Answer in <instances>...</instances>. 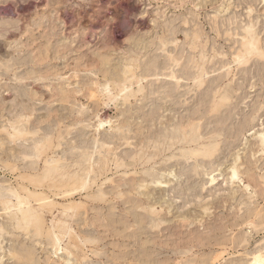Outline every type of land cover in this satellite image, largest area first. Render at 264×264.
<instances>
[{
    "label": "rangeland",
    "instance_id": "obj_1",
    "mask_svg": "<svg viewBox=\"0 0 264 264\" xmlns=\"http://www.w3.org/2000/svg\"><path fill=\"white\" fill-rule=\"evenodd\" d=\"M220 1L0 0V61L8 63L7 67L11 70L9 75L0 77L2 86L0 89V136L6 134L3 128L9 119L14 118L13 105L17 103L14 96L16 90L11 89L10 93L8 83L15 81L16 77L32 80L37 74H41V71H43L42 75L47 72L49 74L46 73L45 77L48 78L43 81L45 83L35 84V82L27 81L30 85L26 86V89L34 94V101L45 104L43 109L36 112L37 114L46 112L50 114L49 110L55 108L51 111V115L55 116L59 113L56 111L58 108L60 109L58 111L64 109L66 113L67 109L73 108V115L76 114L78 117L77 113L80 109L89 110L87 119L82 123H85L88 132L75 138L80 144L85 140L90 141V150H92L94 139L98 137L95 128L100 118H112L115 126L123 125L129 120L126 124L133 123L128 132L130 137L125 142L129 140L131 142L129 141L127 145L121 140L118 143V145L121 144V148L115 149L116 152L122 154L124 162L130 163L134 157L142 156L147 149L145 157L151 161L148 160L149 163L145 166L139 165L137 169L140 171L152 169V173L161 180H170L168 185L166 184L169 187L165 189L152 184L151 180L145 181L144 183L149 186L142 189L135 183L125 182L126 179L123 180L122 177L125 173L122 170L120 171L122 174L120 172L110 174L112 180L103 184L105 192H64L66 193L64 197L58 196V199H54V192H44L53 201L61 203L57 207H64L72 201L78 203L79 205L70 211L74 212L72 218L63 216L56 208L49 211L44 205L34 202V206L41 209L43 215L37 220L13 224L10 212L16 211V199H9L10 209L0 202L2 246L0 259H3L4 264H66L67 260L69 264H177L180 259L184 261L183 263L188 261L189 264H211V258L221 250L218 242L228 243V251L223 259L224 264H248L256 252L264 253V192H260L263 187L260 186L261 177H264V150L259 137L261 132L264 133V81H260L264 79V67L255 66L250 73H241L232 62L234 52L240 49L244 27L250 21L256 22H254L256 30L264 45V0ZM248 2L249 5H247ZM228 4L231 5L228 6ZM250 7L251 17L248 12ZM195 30L200 31L202 37L199 39V48L194 47ZM202 47H205V55L209 61L207 67L209 78L206 79L203 89L198 88L196 82L191 80L198 70L196 64L193 68L192 62L200 59L199 50ZM128 64L138 65L136 72L146 78L143 82L146 89L143 97L139 96L137 100L133 99L127 105L120 104L118 110L108 96H101L102 100L93 102L82 95L83 92L79 93L78 98L75 99L73 97L75 93L68 91L73 90L74 87L82 89L87 83L90 85L97 80L103 83L107 79L104 74L110 75L115 72L120 76L125 68H129ZM229 66L234 69L230 76L236 74L231 88L227 86L232 83L227 76ZM36 67L38 69L40 67V72H35ZM173 70L186 78L176 93H174L176 88L173 84L165 83L170 79ZM190 72L192 76L187 80V73ZM226 86L231 95L228 102L230 109L224 107L219 117H214V123H209V110L214 100L212 93ZM52 88L54 90L56 88L53 92L58 90L57 93L61 92V95L71 97L67 96V100L63 101V108L53 106L54 98L48 97L51 94L49 90ZM42 89L45 91L48 89L47 97L44 94L41 95ZM166 95L168 98L172 95L169 100L176 102L173 104L175 112L172 108L163 109L161 106L163 101L161 98ZM72 102L75 104L73 105ZM33 103H30L31 106ZM56 104L57 102L54 105ZM107 104H109L108 107H106ZM50 106L52 108L48 110ZM196 109L198 112L195 111ZM98 111L99 116H97ZM189 113L192 116L195 114L194 120ZM206 115L207 118H205ZM32 117L34 118V115ZM195 117L200 118L195 120ZM189 118L195 124L193 128H190L193 129L191 130L193 133L197 123H200L199 132L196 131L198 134L201 133L203 137L201 140H209V137L216 133L215 130L222 126V137L229 139L230 143L223 145V155L217 152L220 154L216 158L218 162L216 159L208 161L202 156L187 160L179 155L177 157H180L181 164L174 165L169 160L171 151L167 152L168 154H160L161 156L156 155L155 147L163 146L166 132L168 135L169 130L175 127L180 128L182 122H187ZM221 118H224V121ZM253 118L254 121L250 123ZM70 119L65 122L68 127L76 121V119L75 121ZM227 119L230 120L227 122ZM216 124L218 126L214 129ZM244 126L245 130L242 128ZM101 132L102 135H105L104 132L110 133L109 126L101 128ZM182 133L179 131V136ZM6 135L0 137V188H6L5 192L12 195L14 192L9 190L17 188L18 184L15 174L7 169L14 163L12 155L11 160H3L4 146L10 148V150L7 148V151L14 152L11 150L12 141ZM195 135L194 138L199 136L196 133ZM235 135L238 137L235 138ZM6 138L10 142L6 141ZM68 139H72V136L70 135ZM231 143L233 148H230ZM110 145L111 149L115 147V144ZM69 149L72 150L70 147ZM99 150L100 147L97 148L96 154H99ZM177 151L180 152V150ZM237 155L240 159L238 161L240 179L230 180L228 167L233 164L234 156ZM198 160H200V166H197ZM245 165L249 171H245L247 169ZM131 168L128 169L130 173H126L127 179L130 175H136L133 173L135 170ZM247 172H251L250 179ZM254 172L255 174H252ZM175 173L176 176H174ZM214 175L217 180L211 183V176ZM247 184L250 185L249 190L245 189ZM131 185L133 190L130 188ZM150 207L155 208L157 212L153 213ZM256 211H261V215L257 219L254 218L256 221L254 225L249 224L247 220L251 219L252 213ZM63 223L70 225L73 233L71 237L66 236L62 240V247L70 245L73 241H80V235L93 239L94 242L83 246L82 253H75L72 256L66 249L56 253L58 245L55 247L50 238L62 230ZM232 242H234L233 245ZM79 247L82 248L81 245ZM11 251L22 257L11 258Z\"/></svg>",
    "mask_w": 264,
    "mask_h": 264
},
{
    "label": "bare ground",
    "instance_id": "obj_2",
    "mask_svg": "<svg viewBox=\"0 0 264 264\" xmlns=\"http://www.w3.org/2000/svg\"><path fill=\"white\" fill-rule=\"evenodd\" d=\"M244 1H246V0H244ZM256 1H258V0H256ZM219 2H221V1L219 0ZM244 3H246V2H244ZM191 5H192V3H191ZM229 5H231V4H228V6ZM247 5H249V2H248ZM255 8H256V6H255ZM221 9H222V7H221ZM248 12L250 13V17H251V12H252L251 7H250V11H248ZM217 16H219V15H217ZM247 16H248V14H247ZM216 21H217V19H216ZM254 22L253 21H250V23H248L244 27V30H243L244 33L241 34L243 36L241 37V46H240V49H238L237 51L234 52V56H233V61L232 62L234 63V67H236V69L239 72H241V73L242 72H249L250 73L251 70L254 69L253 67H255V66H259L260 68L262 66L264 67V45H263L262 39L260 38V36H259V34H258L257 30H256V24H255L256 22L255 23ZM216 24H218V23H216ZM234 24H235V22H234ZM224 25H225V23H224ZM201 29H200V31H204V30H201ZM200 31L197 30L194 33V35H193V38H194V41H195V44H194L195 46L194 45L193 46L195 48H199L200 47V44H199V42H200L199 39L201 37V35L199 33ZM6 32H8V30H6ZM228 33H226V34H228ZM237 33H238V31H237ZM224 35H225V33H224ZM222 36H223V34H222ZM236 44L237 43H235V45ZM164 46H165V43H164ZM205 47H202L199 50V52L201 53L200 59H198V60L195 59L192 62L193 63V68H194V65L196 64V66L198 67V70H197L196 74L193 76V78L191 80L193 82H196V84H197L196 86H198V88H201V89H203V87H204V85L206 83V79L209 78V73L207 71V67H208L209 61H208V59H207V57L205 55ZM231 49H232V47H231ZM172 61H174V60H172ZM21 62H22V60H21ZM7 64L4 63L2 60L0 61V77L1 76H4V75H9L11 73L10 72L11 70L9 69V67H7ZM127 66L129 68L128 69L125 68L123 70L122 74L121 75L119 74L120 76L116 75L115 72L114 73H111L110 75L104 74V72H103V74L105 76V79L107 78L105 80V82L102 83L99 80H97V81H94L93 84H90L89 83L90 85H88V83L87 84L85 83L86 85H84V87H82V89L81 88L75 89V87H74L73 90L70 89L68 91H70L71 93L72 92L75 93V96H73L75 99L78 98L77 95L79 93L83 92L84 94H82V95L87 96L89 98V100H93V102H94V100L95 101H99L101 99V96H103V97L108 96V97L111 98L110 99L111 102L112 101L114 102L115 108L118 110L120 104L127 105V103H131V101L133 99L137 100L139 98V96L144 95V92H145V89H146V85L143 84V82H144V80L146 78L140 76V74H138V72H136V69H138V65L128 64ZM225 67H227V66H225ZM35 70H36L35 72H40V67H39V69L36 67ZM227 70H228L227 76L230 77L229 78V81L232 82V83H229L227 86H229L231 88L232 85H233V83H234L236 74L230 76L234 72V69H232V66H229ZM41 72L43 73V71H41ZM42 73L39 74V75L37 74V76L36 77H33L32 80L29 79V78L28 79L27 78H24V77L23 78L16 77V79H14L15 81H13L10 84L8 83V87H9L8 90H9V92L11 91V89L16 90L14 92V96L16 98V102L17 103H15L13 105V111L15 113L14 118L9 119L7 121V125L3 128V131L8 135L7 138L10 137L9 139H11L10 141H12V145L11 146L13 147L11 150H13L14 152L11 153L9 151L10 148L4 146L5 145L4 144L3 145L4 146V148H3V151L4 152L2 154L5 157L3 160H6V161L11 160V155H12V160L14 161V163L12 164V167L7 168V169L10 172L12 171L15 174L18 187L17 188H11L9 190L10 192H14L12 195H9V194H7L5 192L6 188H4V187L0 188V202L2 204H4V206H6L7 209L8 208L10 209L11 206L8 203L9 199H11V198L16 199V201H17L16 204H15L16 211L11 210V212H10L12 214V219L11 220L13 221V224H16V223L20 224V223L27 222V221H30V220H37L39 217H41L43 215L42 214V210L41 209H37L34 206V202H36L37 204L40 203V205H44V207L48 208L49 211H52L54 208H56L59 211H61V214L63 216H69V217L72 218L74 216V212L71 213L70 211H71V209L77 207L79 205L78 203H74L72 201L73 203L71 202L69 205H65L64 207H57L58 204H61V203L53 201V199H51L44 192H54V199H58V196L64 197V194H66L64 192H105V189H103V184H105L109 180H112V178H111L112 176H110V174L119 173L122 170H123V173H125V174H122V172H120L122 175H124V176L121 175L123 177V180L126 179L125 182L135 183L136 185H138L139 188H142L143 189V187L149 186L147 183H144L145 181H148V180H151L152 184H156V186H158L160 188L165 189L166 187H169L167 185H168V183H169L170 180L169 181H163V180H161V178L157 177L156 174L152 173L153 172L152 169H151L152 171L151 170H148V171H140V170L137 169V167L139 165L145 166L146 164L149 163V161H151V159H148V158L145 157L146 152H147V149H146V152L145 151L143 152V155L141 154L142 156H139L138 155V157H134V158L132 157L133 158V161L130 162V163L124 162L122 154L116 152L115 149L118 150V148L119 149L121 148V146H120L121 144L118 145V143L121 140H123L125 142V140L127 138L129 139V137H130L129 134L130 133H128V132H130L131 125H132L133 122H131V124H126V123L129 122V120H128V122H126L123 125H116L115 126V125H113V122L114 121H112V118H109V119L108 118H105V119L100 118L99 124L95 128V132L98 133V137L96 136V138L94 139V143H93V145L91 147L92 150H90V141L85 140L82 144H80L78 141H76V138H75V137H78V136L85 135L88 132L87 127L84 125L85 123L84 124H82V123L87 119L89 110L87 111L85 109H80L78 111V113H77V116L78 117H76V114L73 115V113H74V109L73 108H70V109L65 108V109L68 110L67 113L65 112L64 109L62 111H58V109H59L58 107L62 106V108H63V106H64L63 103L67 100V96L68 95L67 96H65V94L64 95L63 94L61 95V92L60 93H57L58 90H57V92H53L54 88H52L51 90H49V91H51V94H49L48 97L54 98L53 106H56V108H58V109H56V111L59 112V113H57L55 111L57 114L55 116H52L51 115V111H54L55 108L54 109H51L52 106H50L48 108V110L51 109V110H49L50 111V114H46L48 112H46L44 114L43 113H38L37 114L36 112H38L40 109H43L45 107V104L42 105L41 103H39V104L36 103L34 101V94H32L30 91H27L26 86L30 85L27 82L28 80H29L30 83L31 82H35V84L45 83L43 81H45V79L48 78V77H45L47 72L44 73L45 75H42ZM47 74H49V73H47ZM53 75H55V74H53ZM101 76H103V75H101ZM147 76H148V74H147ZM191 76H192L191 72L190 73H187V76H186L188 78L187 80H189L191 78ZM227 76H225V77H227ZM148 77H150V76H148ZM249 77H251V76H249ZM184 78L185 77L179 75L177 71L173 70L172 73H171V75H170V79H168V81L166 80L165 83L166 84H169V85L170 84L171 85L173 84L175 86V88H176V89H174L175 90L174 93H176L177 90H178V88H180L182 86L181 83H183ZM220 79L221 78H219V80ZM249 79H252V78H249ZM249 79H248V81H249ZM78 81H80V80H78ZM260 81L263 82L264 79L263 80L260 79ZM1 83H2V81H1ZM161 83H163V82L161 81ZM83 84L84 83H82V85ZM227 86L224 87V88H222V89H218L215 92L212 91L213 92L212 93V97L214 98V100H212L213 101L212 108L210 107L211 110H209V111H210V115L211 114H213V115H211V116L209 115V117H208L209 123H214V120H215L214 117L215 116L219 117L218 115H219V113L220 114L222 113L221 111H222V109L224 107L225 108H228L229 107V109H230V106H229V103L228 102H229V100L231 98V95H230V92H229V88H227ZM1 87L2 86L0 85V89H1ZM41 87H42V85H41ZM185 87H186V85H185ZM44 88H45V86H44ZM32 89H34V88H32ZM47 90L48 89H46V91ZM40 91H42L41 95L44 94L47 97V92L45 91V89L44 90L42 89ZM54 91H56V88H55ZM62 91L65 93L64 90H62ZM0 93H1V90H0ZM66 93H67V91H66ZM35 96H36V94H35ZM68 97H70V96H68ZM166 97H167V95L165 97L163 96V98H161L163 100L162 103H161V106L163 107V109H170V108H172V111L175 112L174 111L173 104H175L176 102L174 103V101L172 99L169 100V98H171L172 95L169 98L168 97L166 98ZM29 101H30V103L34 102L32 106H31L30 103H28ZM48 101H50V100H48ZM56 102H57V104L54 105ZM74 102H75V100H74ZM207 103H208V101H207ZM72 104H73V102H72ZM93 106H94V104H93ZM93 106H91V107H93ZM108 106H109V104L106 105V107H108ZM96 107H99V106H96ZM234 107H235V105H234ZM234 107H232V108H234ZM259 107H260V105H259ZM195 108H197V107H195ZM11 109H9V110H11ZM254 109H253V111H254ZM257 109H259V108L257 107ZM207 110H208V108H207ZM63 111L65 113H63ZM165 111H168V110H165ZM195 111H197V109ZM253 111H252V114H253ZM55 112H54V114H55ZM93 113H95V112H93ZM189 114H191V113H189ZM205 114H206V112H205ZM33 115H34V118L32 117ZM97 116H99V111L97 113ZM191 116H192V114H191ZM193 116H195V114ZM193 116H192V118H193ZM221 116L222 115H220V117ZM149 117H150V115H149ZM168 117H169V115H168ZM70 118H72L73 120L76 119V121L74 120L75 122L73 124H71V125L69 124V127H68V124L66 125L65 122H66L67 119L69 120ZM170 118H171V116H170ZM199 118L198 117H195V120H197ZM205 118H207V115H206ZM189 119L188 120L186 119L187 122H185V123L181 119L183 122H182V126L180 125V128H176L175 127L173 129L169 130L168 131V135H167V132H166V134L164 136V141H163L164 144H163V146L162 145L161 146L158 145V147H155V149H156L155 150L156 151V155H160V154L167 153V152H170L171 151V156H170V159L169 160H171L174 165H180L181 164V162H180L181 159H179L180 157H177L179 155L182 156V157H184V158H187V160H190L191 158H194L195 159V158H197L199 156H202V158H204V159L206 158L208 161H210V160L216 159L220 154H222L224 152L223 145L225 143H227L229 139L227 140V139H224V137H222L223 136V133H222L223 128H221L222 126H220L219 129L217 128L218 130H215L216 133H214V135H211L209 137V140H207V141L206 140H201L203 138V137H201V133H199V134L197 133V131L199 132V129H200V123H197L198 124V125H196L197 128L194 129V131L197 134V136L198 135L199 136L196 137V138H194L196 135H195V133L191 132V130L193 131V129H190V128H193L195 126V124L193 123V121H191V118H189ZM230 119H227V122ZM132 120H134V119H132ZM167 120L169 121V120H172V119H167ZM193 120H194V118H193ZM222 120H221V122H222ZM249 120H250V118H249ZM253 121H254V118L251 120L250 123H252ZM134 122H135V120H134ZM145 122H147V121H145ZM64 124L66 126H64ZM225 125L226 124L224 123V128H225ZM71 126H73L72 127L73 129H71ZM74 126H81V127L78 128V127H74ZM108 126H109L110 133L104 132L105 135H102L101 128L108 127ZM166 126H167V123H166ZM217 126L218 125L216 124L215 127H214V129ZM64 127H66L67 129L65 128V130H64ZM152 127H153V125H152ZM242 128H244V130H245V126L242 127ZM214 129H212V131H214ZM150 130L151 129H149V132H151ZM179 131L180 132L181 131L183 132L180 136H179ZM231 131H232V129H231ZM158 132H160V131H158ZM231 133H233V132H231ZM6 134H3V135L5 136ZM3 135H1L0 137H3ZM70 135L72 136V139H68V137ZM239 135H240V133H239ZM224 136H226V134ZM228 136H230V134H228ZM234 137L237 138L238 136L235 135ZM259 137H260V142H261V144L263 146L262 149L264 150V133L261 132L260 135H259ZM7 138L5 140L8 141V142H10L9 140H7ZM147 138H149V137H147ZM147 138H145V140ZM73 139H75V141ZM231 139H232V137L230 138V140ZM1 140H3V139L1 138ZM5 140H4V142H5ZM234 140H236V139H234ZM129 141H126L125 143L128 145ZM1 142L3 144V141H1ZM237 142H239V141H237ZM229 143H230V141L228 142V144ZM110 144H115V147L113 146L114 148L111 149V147H110L111 145ZM131 145H132V143H131ZM134 145H135V142H134ZM225 146L227 147V145H225ZM225 146H224V148H225ZM233 146H235V145H233ZM69 147L72 150H70ZM98 147H100V150L98 151L99 154H96V150H97ZM231 147H232V143L230 145V148ZM7 148H9L8 151H7ZM95 148H96V150H95ZM177 150H180V152H178ZM226 150H227V148H226ZM122 151H123V149H122ZM229 151H231V150H229ZM8 152H10V153H8ZM217 152L218 153L221 152V153L220 154H217ZM144 157H145V159H144ZM234 157H235V161L233 162V164L230 165V167L227 166L230 169V175H231L230 178H229L230 180L231 179L232 180H234V179H240V175H239L240 164H238V161H240V159H239V156L238 155L237 156H234ZM187 160H186V162H187ZM207 160H204V161H207ZM222 160L223 159H221V161ZM194 162H195V160H194ZM216 162H218L217 159H216ZM243 163H245V162H243ZM250 164H251V161H250ZM165 165H168V164H165ZM165 165H163V166L165 167ZM200 165H201L200 160H198L197 166H200ZM163 166H161V167H163ZM171 166H173V165H171ZM129 167H132L131 170H135L133 173H135L136 175H134L131 172V174H133L134 176H131L130 175L131 177L129 176L128 179H127V176L128 175H126V173L127 174L130 173V171H128ZM245 168H247V166ZM157 170H158V168H157ZM247 170H248V168L245 171H247ZM250 171H252V170H250ZM247 173H248V176H249V174L251 172H247ZM252 174H255V172L252 173ZM210 175L211 174H209V176ZM174 176H176V173H175ZM203 176H204V174H203ZM248 176H247V178H248ZM251 178H253V177H251ZM261 178H262V181H261V184L262 185L260 184V186L261 187L263 186V187H262V189H261L260 192H262V191L264 192V177H261ZM249 179H250V176H249ZM216 180L217 179H216V176L215 175L214 176H211V180H210L211 183H215ZM252 180L254 181V179H252ZM101 181H104V182H101ZM249 181H251V180H249ZM128 183H126V184H128ZM259 183H260V180H259ZM135 184H134V186H135ZM249 187H250V185L247 184L245 186V189L246 190H249ZM130 188L133 190L132 185H131ZM7 191H8V189H7ZM234 192L236 193V191H234ZM141 201H143V200H141ZM149 201H150V199H149ZM219 201H220V198H219ZM155 204H156V202H155ZM219 206H220V204H219ZM150 209H151V211L153 213H156L157 212L156 209L153 208V207H150ZM134 212L135 211H133V213ZM248 213H249V211H248ZM141 215H143V214H141ZM248 215H251V214H248ZM260 215H261V211H256L254 214L252 213V217L253 218L251 217V219H248L247 222H249V224L255 223L256 222L255 219H257ZM244 216H245V214H244ZM244 216H242V217H244ZM219 217H221V216L219 215ZM61 228H62V230L59 233L53 234L51 236V238H50L52 240V242L54 243L55 247L58 245L57 248H56V250H55L56 253H58L59 250L62 251L64 249H66V250H69V254H70V256H72V255H75V253L76 254L82 253L81 252V249L84 251L83 246L85 247L88 243H93L94 242L93 239L82 237L79 234V232H78V234L80 235V241H81V243H80V241H78V242L73 241V242L70 243V245H68L66 247H62L61 246L62 245V240L66 236H70L71 237L73 231L71 230L70 225H68L66 223H63L61 225ZM149 230H151V229H149ZM155 233H156V231H155ZM233 243L234 242H232L231 244L233 245ZM218 244H220V247L221 248H219V249H221V250L218 253H216L211 258V264H224L223 259L225 257L224 254L228 251V247H227L228 243L227 242H218ZM235 244H236V242H235ZM79 245H81L82 248H80ZM1 249H2V246H1V243H0V250ZM10 256L13 259H15V258L16 259H20L22 257V256L19 257L16 254V252H13V251H11ZM181 260L182 259H180V261ZM188 260H190V259H188ZM180 261L179 262L177 261V264H189V263H187L188 261H186V260H185L186 261L185 263H183L184 261H181V262ZM0 264H4L3 263V259H0ZM66 264H69V260H67ZM248 264H264V253L261 252V251L260 252H256L253 255V257L251 258V260L249 261Z\"/></svg>",
    "mask_w": 264,
    "mask_h": 264
}]
</instances>
